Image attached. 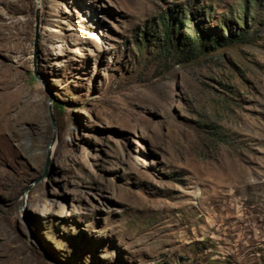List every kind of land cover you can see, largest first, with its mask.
Segmentation results:
<instances>
[{"label":"rangeland","instance_id":"1","mask_svg":"<svg viewBox=\"0 0 264 264\" xmlns=\"http://www.w3.org/2000/svg\"><path fill=\"white\" fill-rule=\"evenodd\" d=\"M0 264H264V0H0Z\"/></svg>","mask_w":264,"mask_h":264},{"label":"bare ground","instance_id":"2","mask_svg":"<svg viewBox=\"0 0 264 264\" xmlns=\"http://www.w3.org/2000/svg\"><path fill=\"white\" fill-rule=\"evenodd\" d=\"M85 19H86V17H84ZM85 33L87 34L86 36L87 37H90V36H92V37H94L95 36V33L92 31V30H85ZM52 139V137H50L49 139H48V141H47V145H46V149H43L42 148V155H43V153L46 151L47 153H48V162L50 161V160H53L55 157H56V152H57V150H56V146H57V144H56V138L52 141L51 140ZM52 141V142H51ZM50 145V147H49V149H48V146ZM38 149H40L39 147H37ZM44 151V152H43Z\"/></svg>","mask_w":264,"mask_h":264},{"label":"trees","instance_id":"3","mask_svg":"<svg viewBox=\"0 0 264 264\" xmlns=\"http://www.w3.org/2000/svg\"><path fill=\"white\" fill-rule=\"evenodd\" d=\"M198 29V28H197ZM192 31H194V29L192 28ZM196 32L197 33H199L198 32V30H196ZM166 39L168 40V37H169V34H170V29L169 30H167L166 31ZM198 35V34H197ZM196 34H195V36H197ZM199 37H200V39L201 38H204V37H202V34L200 33V35H198ZM241 36V35H240ZM191 39H192V41L194 40V38L193 37H191ZM235 39V36H232L231 34L229 35V38H228V40H234ZM166 40V41H167ZM201 41H203L202 39H201ZM213 42L216 44L215 46H217V45H219V44H221V43H223L221 40H219V39H214L213 40ZM190 45H192L191 43H189ZM213 46H214V44H213ZM214 46V47H215ZM191 48H193V46H191ZM190 48V49H191ZM58 106V108L60 109V110H63L64 109V104H59V105H57Z\"/></svg>","mask_w":264,"mask_h":264},{"label":"water","instance_id":"4","mask_svg":"<svg viewBox=\"0 0 264 264\" xmlns=\"http://www.w3.org/2000/svg\"><path fill=\"white\" fill-rule=\"evenodd\" d=\"M38 19V18H37ZM37 22H38V20H37ZM38 34V33H37ZM53 119V126L55 127V121H54V118H52ZM56 136H57V133H56V128H55V130H54V133H53V136H52V141L56 138ZM51 141V142H52ZM49 147H50V145L48 146V149H49ZM46 161H47V163H48V153H47V159H46ZM33 183V182H32ZM27 191V190H26Z\"/></svg>","mask_w":264,"mask_h":264}]
</instances>
